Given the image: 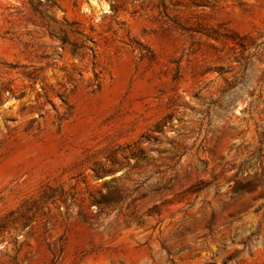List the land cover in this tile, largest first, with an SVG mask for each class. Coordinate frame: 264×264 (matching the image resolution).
<instances>
[{
	"label": "rangeland",
	"instance_id": "374dc122",
	"mask_svg": "<svg viewBox=\"0 0 264 264\" xmlns=\"http://www.w3.org/2000/svg\"><path fill=\"white\" fill-rule=\"evenodd\" d=\"M0 264H264V0H0Z\"/></svg>",
	"mask_w": 264,
	"mask_h": 264
}]
</instances>
